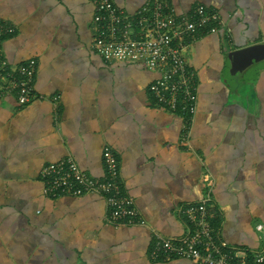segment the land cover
<instances>
[{"label":"crops","instance_id":"obj_1","mask_svg":"<svg viewBox=\"0 0 264 264\" xmlns=\"http://www.w3.org/2000/svg\"><path fill=\"white\" fill-rule=\"evenodd\" d=\"M133 14L148 0H113ZM178 17L196 5L217 11L219 28L185 48L196 82L190 118L156 105L159 75L135 62L104 61L92 48V0H0L12 67L36 61L34 97L17 102L0 80V264H185L153 260L154 232L179 237V207L208 197L227 243L259 245L264 226V58L230 72L227 53L264 43V0H169ZM117 156L137 224H113L96 193L50 197L40 169L71 156L104 177L102 149Z\"/></svg>","mask_w":264,"mask_h":264},{"label":"built area","instance_id":"obj_2","mask_svg":"<svg viewBox=\"0 0 264 264\" xmlns=\"http://www.w3.org/2000/svg\"><path fill=\"white\" fill-rule=\"evenodd\" d=\"M92 48L104 61L135 62L158 72L150 83L157 106L179 111L190 118L196 111L197 92L194 74L184 52L197 33L219 28L216 10L196 5L184 17H178L169 0H148L133 14L124 13L113 0H92ZM14 32L0 22V80L5 90H15L20 105L29 103L34 93L36 61L29 58L11 68L3 55V38ZM104 177L94 179L77 162L66 156L45 164L39 172L43 193L50 197L96 193L104 198L108 220L113 224H137L139 213L134 199L121 188L116 154L105 145L102 149ZM208 197L182 205L179 213L188 230L179 237L154 232L149 251L153 260L176 258L185 264H264V226H257L259 245L241 249L221 238L212 224Z\"/></svg>","mask_w":264,"mask_h":264},{"label":"water","instance_id":"obj_3","mask_svg":"<svg viewBox=\"0 0 264 264\" xmlns=\"http://www.w3.org/2000/svg\"><path fill=\"white\" fill-rule=\"evenodd\" d=\"M230 61V72L234 73L246 66L264 58V43H257L238 49L231 50L227 53Z\"/></svg>","mask_w":264,"mask_h":264},{"label":"trees","instance_id":"obj_4","mask_svg":"<svg viewBox=\"0 0 264 264\" xmlns=\"http://www.w3.org/2000/svg\"><path fill=\"white\" fill-rule=\"evenodd\" d=\"M218 223V219L212 220V224L216 227Z\"/></svg>","mask_w":264,"mask_h":264}]
</instances>
